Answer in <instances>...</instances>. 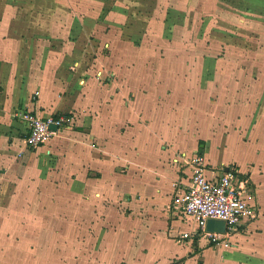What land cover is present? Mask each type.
<instances>
[{
    "label": "crops",
    "instance_id": "crops-1",
    "mask_svg": "<svg viewBox=\"0 0 264 264\" xmlns=\"http://www.w3.org/2000/svg\"><path fill=\"white\" fill-rule=\"evenodd\" d=\"M173 1L183 27L184 0H0V226L2 219L13 225L4 253L39 248L36 261L54 260L58 240L39 232L40 221L64 208L66 264H194L200 256L264 264V59L255 60L260 70L250 88L241 73L215 83L202 73L212 61L195 58L202 47L158 30L156 3ZM104 3L113 7L108 14ZM92 31L100 33L93 45L86 42ZM20 110L74 114L76 124L29 150ZM231 142L246 153L242 165L222 155ZM195 154L209 176L236 166L261 209L217 255L205 241L184 239L188 224L171 209ZM24 194L42 196L23 202ZM7 208L14 215L2 216ZM162 242L176 246L172 256L158 258Z\"/></svg>",
    "mask_w": 264,
    "mask_h": 264
},
{
    "label": "rangeland",
    "instance_id": "rangeland-1",
    "mask_svg": "<svg viewBox=\"0 0 264 264\" xmlns=\"http://www.w3.org/2000/svg\"><path fill=\"white\" fill-rule=\"evenodd\" d=\"M156 4L159 5L158 8L160 10L164 9V11L158 10L159 12L157 11V15L159 16V13L161 15L159 18L156 15L157 18H155V22H157L158 27L160 26L158 30L161 31V33L163 32L162 30H165L162 35L170 41H173L174 39L180 40L181 38L186 43L194 42L198 44V46L202 48L194 49L193 52H195V58L197 60H201V63L207 60L212 61L209 66L202 67V73L215 75V83H217L220 79L224 80L223 83H226L228 80V75L231 76L232 81H237L238 73L246 74L249 79L247 86L249 88L253 86L254 78L260 70V67L255 65V60L264 59V0H203L202 5H197V2H192V0H184L183 4L186 12L183 13L182 20L185 23H183V27L180 26V12L178 13L179 18L177 19L178 25L176 24L175 6L176 4H179V2L176 3L173 1L169 3ZM100 10L108 14L113 10V7L109 6L107 3H104ZM190 13H194L193 16H190ZM191 28L194 32H192ZM178 31L179 33H177ZM86 36L87 44L93 45L94 43L98 42L97 39L99 38L100 33L92 31ZM129 36L131 35L129 34ZM124 39L128 40L126 38ZM218 60L221 61L217 62ZM241 60L242 62H239ZM235 74H237V76H235ZM231 91H233V88H230V92ZM248 101H250V99H248ZM228 103L229 105H232L231 102L228 101ZM29 150L32 149L29 148ZM231 154L234 155V160H237L238 163L242 165L244 157L246 156L243 147L239 145L235 146V144L231 142L227 145V148L225 149V152L222 153V155L226 160L231 158ZM232 167L236 168V166ZM186 169L187 168H184V171ZM26 180L28 181L26 183V189H29L31 188L30 178H26ZM11 184L12 183H10V186ZM1 186L2 183L0 180V201H2ZM11 188L13 189L14 187ZM11 196L13 197V201L14 196L17 195L13 192ZM36 196L42 195L24 194L22 201L30 202L32 198ZM7 209L5 212L2 211V216L10 217L11 215H14L13 209ZM58 210V214L55 216H47L44 219H41L39 229V232L45 235L48 233L51 234L52 232L55 233V240H58V242L56 241L55 243H52L53 247L51 248V250H54V260L38 258L36 261L38 256L32 257V255H35L36 253L40 254L42 249L39 248L31 249L30 251L22 250L21 255L15 248H11V252L5 251L4 253L5 247L10 246V243L7 241L4 242L5 238L3 235L11 233L13 230V225L2 219V226H0V231L2 230V242H0V247H2V259L0 261L2 262L1 264H66V262H63V258L67 256V251L69 250H63V243L61 241L59 242V240H61L60 236H64V234L68 233V222L71 220V218H68V216L64 215V208H59ZM26 212H28V210H26ZM83 214L86 215V219L94 220L93 214L91 212L88 211ZM185 227L189 232H191L189 224L185 225ZM26 229L28 230L29 226H27ZM30 229L34 230L33 227ZM100 237L101 236L98 235V238L96 239L99 240ZM234 240L235 239H232V246L234 245ZM86 244L88 243L86 242ZM96 245L97 244L94 243L93 248H95ZM207 245L208 246L206 247H210L209 244ZM159 246L160 247H158V249H160V252H157L158 258H163L168 254L172 256L177 249L176 246L170 242H162ZM80 247H77L76 250H79ZM217 250L218 248H214L215 255H217L219 251H225L223 249H220L219 251ZM46 252L48 253V251ZM87 256L90 259L89 262L93 263L95 258L92 256L90 257L89 254ZM84 257L85 254L83 253V255H81L76 260L81 258L85 259ZM47 261L49 262L47 263ZM175 261L176 260L171 258L169 261L165 262V264H171ZM194 264L216 263H211L205 256H200L195 260Z\"/></svg>",
    "mask_w": 264,
    "mask_h": 264
},
{
    "label": "built area",
    "instance_id": "built-area-1",
    "mask_svg": "<svg viewBox=\"0 0 264 264\" xmlns=\"http://www.w3.org/2000/svg\"><path fill=\"white\" fill-rule=\"evenodd\" d=\"M17 120L23 125L27 147L35 150L46 144L58 131L76 124L74 114H51L42 117L33 111L20 110ZM56 126L57 130H52ZM185 189L174 195L171 209L175 219L193 225L184 239L203 240L214 248L227 249L242 227L260 216V205L249 179L235 167L209 176L208 164L195 154L185 164ZM210 219L226 223L224 233L208 232Z\"/></svg>",
    "mask_w": 264,
    "mask_h": 264
},
{
    "label": "water",
    "instance_id": "water-1",
    "mask_svg": "<svg viewBox=\"0 0 264 264\" xmlns=\"http://www.w3.org/2000/svg\"><path fill=\"white\" fill-rule=\"evenodd\" d=\"M51 129L57 130V127L51 126ZM226 171H228V169ZM206 230L208 232L224 233L226 231V223L222 220L210 219L207 222Z\"/></svg>",
    "mask_w": 264,
    "mask_h": 264
}]
</instances>
